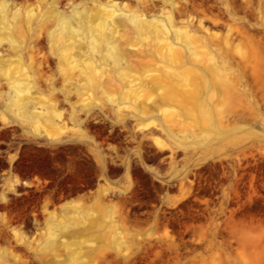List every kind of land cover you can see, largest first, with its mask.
<instances>
[{
    "label": "rangeland",
    "instance_id": "1",
    "mask_svg": "<svg viewBox=\"0 0 264 264\" xmlns=\"http://www.w3.org/2000/svg\"><path fill=\"white\" fill-rule=\"evenodd\" d=\"M0 4V264H264V0Z\"/></svg>",
    "mask_w": 264,
    "mask_h": 264
},
{
    "label": "bare ground",
    "instance_id": "2",
    "mask_svg": "<svg viewBox=\"0 0 264 264\" xmlns=\"http://www.w3.org/2000/svg\"><path fill=\"white\" fill-rule=\"evenodd\" d=\"M3 4H0V8H3L2 6ZM186 37H189L188 35H186ZM169 50L171 49L170 46H168ZM146 64V63H145ZM147 66V64L145 65ZM148 71H151L150 68L146 69V73ZM149 74V82H151L154 86H158L160 85V97H159V105H161L163 102H168V103H175V104H179L183 98L181 96V94L183 92H185L183 89H181L180 87H178L175 83H173L172 85H168L169 83L166 80V77L162 76L161 72H148ZM93 222H90V225H92ZM90 227H80L78 229L76 228H71L70 233H74V232H82V233H87V231L89 232ZM97 237V235H96Z\"/></svg>",
    "mask_w": 264,
    "mask_h": 264
}]
</instances>
